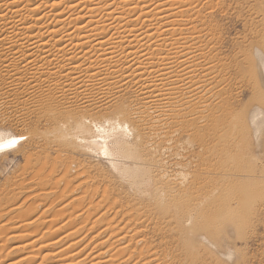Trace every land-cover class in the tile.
Segmentation results:
<instances>
[{"label":"bare ground","instance_id":"obj_1","mask_svg":"<svg viewBox=\"0 0 264 264\" xmlns=\"http://www.w3.org/2000/svg\"><path fill=\"white\" fill-rule=\"evenodd\" d=\"M219 1L0 0L1 101L17 96L21 109L26 105L28 114L39 119L51 107L56 116L45 118L55 124L51 128H58L69 115L83 129L79 120L84 115H77V101L88 103L92 92L103 97L121 96L128 90L134 103L120 109L139 137L130 146L116 138L106 141L123 157L121 174L138 196H124L120 209L107 216L110 221L102 218V223L93 219L97 214L88 220L94 215L89 216L88 202L92 248L78 239L74 220L61 236L55 234L63 231L62 223H54L55 229L50 227L52 231L40 236L37 232L43 224L41 228L33 221L41 215L45 220L43 213L51 212L45 207L35 216L38 213L32 206L27 210L28 204L24 207L31 212L26 213H35L34 218L30 215V221L28 215V223L22 213L18 218L26 220L10 222L25 209L14 207L13 201L14 208L9 205L7 211L11 208L15 214L0 222V264H206L198 242H222L231 228H237V199L241 195L249 203L255 199L252 187L264 167L259 173H243L232 164L245 157L239 146L248 138L245 112H233L237 84H243L245 74L238 58L226 61L215 52L214 9ZM243 63L248 65L249 60L244 58ZM12 100L2 104L15 109ZM255 108L251 115L263 113L264 109ZM65 136L55 131L45 139L44 148L51 143L69 147ZM92 141L111 156L101 140ZM52 190L43 192L44 199L54 194ZM77 203L73 196L59 209L77 208ZM54 208L52 220L58 217ZM30 226L41 229L34 234ZM63 239H67L63 246L51 247Z\"/></svg>","mask_w":264,"mask_h":264},{"label":"rangeland","instance_id":"obj_2","mask_svg":"<svg viewBox=\"0 0 264 264\" xmlns=\"http://www.w3.org/2000/svg\"><path fill=\"white\" fill-rule=\"evenodd\" d=\"M217 6V9H214V23L216 27L213 43L215 44V52H219V56L226 59V61H233L238 58L245 74L243 81L245 85L242 83L237 84L240 87L235 93L237 101L233 104V112L234 114L242 111L245 112L246 133L249 139L246 138V142L242 146H239L240 152L243 151L245 157L239 161L234 160L236 163L232 164H236L238 170L243 173L250 171L259 173L264 167V110L259 116L251 114L257 106L264 109V0H220ZM201 36L202 39L206 38L203 33ZM205 40L207 41V38ZM260 57L263 59L262 63L259 62ZM244 58L249 60L248 65L243 63ZM235 79H231L230 82L232 83ZM92 93L93 97H89L88 103H84L83 99L75 103L77 115H84L79 120L83 124V129H80V126L77 128L74 117L69 115L61 120L58 128H51L55 124L45 122L47 116H56L52 112L51 107L47 108L48 114L45 115V118L39 119L34 114H28L26 105H23L21 109V105L17 102V96L13 100L11 99L13 96L2 98V101L9 102L12 100V105L15 108L12 110L7 109L6 104H2L0 100V140L4 141L7 138L12 139L13 137L19 140L20 137H23L14 148L0 151V209H3V211L1 209L2 213L0 212V216L4 215L0 217V220L2 219L0 222L10 220V222H22L18 221V219L25 218L18 217H22V213H25L27 217V220H25L29 223L35 214H32L33 216L30 214L32 217L28 214L30 217L29 221L26 211L31 210V206L34 212L38 213L35 216L42 214L40 211H45L46 208V210L51 211L49 214L47 212L43 213L45 216L48 215V217L43 216L45 220H41L40 217L42 215L40 217L37 216V220L33 221L38 224V227H41L43 224L42 230H39L41 228L37 229L36 225L33 226L34 230L31 226L28 229L31 228L32 232H35L34 234H41L42 231L47 233L49 229L52 227V229H55L54 227L57 224L59 226L62 223L63 231L55 234L61 236L65 228L69 230L70 226L74 224L71 227L74 230L76 229V234H78L77 232L80 233L78 234V239L81 238L84 241L81 240L84 243L83 245L90 244L88 247L90 249V247H93L95 240L92 237V231L89 232V226L91 225L89 221L98 219V222L102 223L104 219H109L107 218L108 215V217H112L113 214L111 215V213H114L118 208L120 209V205L124 204V196H138L135 188L127 185L124 176L121 174L120 166L123 157L115 153L114 144L110 143V141H108L109 144L106 146L107 140L115 138L120 140L123 145L128 146L139 142V137L135 135L133 130L129 129L130 125L123 120V112L120 109L121 105H133L134 97L128 90L121 96L112 94L111 96L97 97L99 95L94 92ZM90 104L92 105L89 106ZM258 118L261 121H255ZM55 131H58L62 135L66 134L64 140L65 143H70L69 147L56 146L51 143L47 148L45 147L46 149L44 148L43 143L45 139L50 137ZM94 138L101 140L102 147L108 148L111 151L112 157L109 155L110 153L108 154L90 143L93 142L92 139ZM262 174V177L256 180L252 187L253 193L256 194L255 199L251 203L244 199L242 195L237 199L234 215L237 228H231L228 234L224 235L225 237L222 242L212 240L211 242L213 243H207L203 240L198 242L201 245L200 251L196 247L206 264H264V171ZM43 189H45V192L53 189L52 192L54 191V194L44 199ZM35 191H40L37 194L41 196L37 195ZM28 193L32 196H28ZM54 195L56 196L54 197ZM73 196L78 199L79 204L77 203V208L73 207V210L71 207L74 205L69 206L68 209L66 207L61 208L62 211L66 210L59 213V210H61L59 206L65 204L66 200L68 202ZM36 197L40 198L37 200ZM50 200L52 204L49 202ZM13 201H16L15 204ZM89 201L90 205L88 204ZM93 203L94 205H98V207L96 206L97 209L101 207L100 211L94 208L95 206L93 207ZM10 204H14V207H20L19 209H24V206L28 204L29 206H26L28 209L25 208L24 212L18 210L21 214L16 213L18 215L16 216L14 212H10V209L13 207ZM17 204H20V206ZM9 205L11 208L7 211ZM53 207H55L54 209L58 208V212L56 213L59 218L55 217L56 214H53L57 219L55 220L58 221L57 223L53 222L55 220H52L53 216H50L54 211ZM86 207L89 212L91 210L93 212L96 211V213L92 211V214L91 212L89 213V216L94 214L90 216L91 218L89 217V221L86 218L88 215ZM110 207L111 209L109 210ZM36 208L37 210H35ZM74 211L75 213L73 214ZM82 211H86L87 213L85 212L84 214ZM101 212L102 214L104 213L106 218L102 217ZM64 213L68 215L65 216ZM10 214L14 216L12 219L7 220ZM72 214L73 217L71 216ZM68 216L70 217L68 218ZM5 217L6 220L4 221L3 218ZM75 217L78 220L74 219ZM80 217L86 218V221L83 218L81 222ZM14 218L16 221H14ZM46 218L51 220L48 221ZM102 218L103 221L101 220ZM38 220L41 222H38ZM75 221L82 223V225L76 227L75 225L79 223ZM106 221H110V219ZM48 222H51L52 225L50 226ZM70 222L73 223L70 225ZM46 223L49 226L48 229ZM86 226H88V229ZM72 228L71 230H73ZM37 230L39 231L36 233ZM28 231L26 230V233ZM44 233L40 236L44 237ZM82 237L85 238L83 239ZM91 237L92 239L89 241ZM71 239L65 240L71 241ZM65 240H59L51 247L57 249L63 246L64 243H67ZM13 243L10 242L9 244L12 245Z\"/></svg>","mask_w":264,"mask_h":264},{"label":"snow or ice","instance_id":"obj_3","mask_svg":"<svg viewBox=\"0 0 264 264\" xmlns=\"http://www.w3.org/2000/svg\"><path fill=\"white\" fill-rule=\"evenodd\" d=\"M22 139L23 137L19 138V140H22ZM19 140L16 138H12V139H9L6 143L0 140V151H5V150L14 148L18 144Z\"/></svg>","mask_w":264,"mask_h":264}]
</instances>
